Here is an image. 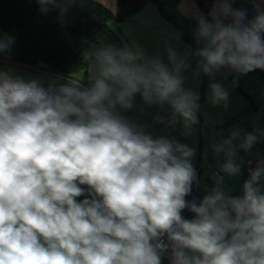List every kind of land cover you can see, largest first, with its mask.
Returning a JSON list of instances; mask_svg holds the SVG:
<instances>
[{
    "label": "clouds",
    "instance_id": "1",
    "mask_svg": "<svg viewBox=\"0 0 264 264\" xmlns=\"http://www.w3.org/2000/svg\"><path fill=\"white\" fill-rule=\"evenodd\" d=\"M74 2L37 0L42 13L58 9L60 18ZM211 15L197 21L194 74L264 70V13L248 20L246 10L217 0ZM13 44L0 36V53ZM167 51L170 66L127 45L95 48L86 88L68 78L45 89L0 71V264H162L165 253L170 264H264V160L249 169L241 196L214 173L208 194L189 201L195 149L154 137L121 112L139 93L145 104L170 106L169 123L181 118L186 134L198 123L199 94L181 75L190 64ZM209 88L211 104L227 103L220 83ZM259 135L245 133L239 148L250 151ZM238 139L233 129L213 145L230 176L241 171Z\"/></svg>",
    "mask_w": 264,
    "mask_h": 264
},
{
    "label": "crops",
    "instance_id": "2",
    "mask_svg": "<svg viewBox=\"0 0 264 264\" xmlns=\"http://www.w3.org/2000/svg\"><path fill=\"white\" fill-rule=\"evenodd\" d=\"M230 2L232 5L234 0ZM251 2L259 13H264V0H251ZM75 3L86 8H94L97 4H101L113 14L117 11V0H75ZM216 9L217 0H213L209 12L211 18V13ZM177 10L181 15L195 21H198L201 16L206 18L195 0H179ZM111 26L120 32L129 47L143 50L147 57L158 56L165 64H169L167 51L169 47L173 48L179 56L186 57V62L190 64V67L181 73L185 81L184 86L197 92L200 97L198 123L193 125L190 133L187 134L181 118L177 117V123L174 125L169 123L172 110L167 104L148 105L141 98L134 103L133 109L121 110L122 114L134 119L140 125H147L146 131L154 137L164 136L175 139L195 149L196 155L192 159V164L196 169L198 181L207 188L198 203L211 190L214 184V173L223 176L225 191L231 196H237L240 191L237 185L243 171L241 154L243 149L239 148L243 135L257 132L260 134L259 138L264 137V116L255 107V105L264 104V70L257 69L248 72L242 79L241 89L233 83V80L240 77V73L236 74L232 80L220 70L214 78L210 79L207 76L202 91L201 86L205 75L202 71L199 76L194 74L199 70L200 59L194 53L197 48L202 47V44L197 41L200 47H194L184 41L180 29L160 13L155 3H146L129 19ZM0 36H8L1 27ZM5 65L31 68L8 59L5 53H0V71H10L13 74V71ZM88 67L72 74L76 80H85L87 87L89 86L86 79ZM50 74L61 77L52 72ZM210 83H220L228 91L226 104L224 102L217 105L211 104ZM158 116L163 122L156 119ZM233 129H239L241 132V139L233 142L237 146L236 162L241 165V171L236 176L221 172L219 165L225 162V158L223 153L218 154L213 148V145L220 140L228 138Z\"/></svg>",
    "mask_w": 264,
    "mask_h": 264
},
{
    "label": "trees",
    "instance_id": "3",
    "mask_svg": "<svg viewBox=\"0 0 264 264\" xmlns=\"http://www.w3.org/2000/svg\"><path fill=\"white\" fill-rule=\"evenodd\" d=\"M178 2L179 0H117L115 14L101 4H97L94 8H86L74 2L63 18H60L58 9L42 13L37 0H0V27L8 36L14 38V44L5 54L8 59L16 63L61 75L62 81L41 84L45 89L56 88L65 84L68 78L74 79L73 73L89 66L90 61L87 57L95 48L109 45L116 48L129 46L120 32L110 24L129 19L146 3H155L160 13L180 29L184 41L194 47H200L194 38L197 21L181 15L177 10ZM195 2L206 19L211 21L209 12L213 0H195ZM231 7L246 10L248 20L259 13L251 0H234ZM224 22L231 23V17L225 18ZM221 70L232 80L238 74L231 69ZM245 75L241 74L238 79L233 80L238 89H241ZM206 79L205 75L202 91ZM82 87H87L85 80ZM141 98L137 93L133 103ZM255 107L264 116V104ZM203 192L200 189H192L188 200L198 203ZM241 195L242 193L237 196ZM182 215L190 219L192 213L185 209ZM168 255V253L164 254L162 264H170Z\"/></svg>",
    "mask_w": 264,
    "mask_h": 264
},
{
    "label": "built area",
    "instance_id": "4",
    "mask_svg": "<svg viewBox=\"0 0 264 264\" xmlns=\"http://www.w3.org/2000/svg\"><path fill=\"white\" fill-rule=\"evenodd\" d=\"M242 154V169H243V176H242V183H244L247 179H249V169L255 168L257 163L261 160H264V137L258 138L257 142L253 146L250 151L243 150ZM192 189L196 190H203L205 191L207 188L202 185L198 179L193 183ZM188 200V196L186 197Z\"/></svg>",
    "mask_w": 264,
    "mask_h": 264
},
{
    "label": "rangeland",
    "instance_id": "5",
    "mask_svg": "<svg viewBox=\"0 0 264 264\" xmlns=\"http://www.w3.org/2000/svg\"><path fill=\"white\" fill-rule=\"evenodd\" d=\"M113 25V24H110ZM43 66V65H42ZM8 69L13 71V74L16 76H21L25 80H31V79H36L40 82L41 84H52L55 82L62 81V77L57 76V75H52L50 72H47L44 69L40 68H26V67H10L9 65H5ZM76 73V72H75ZM261 185H262V191H264V177L261 178ZM242 176L241 180L239 181L237 187L239 188V194L242 193ZM204 193V192H203Z\"/></svg>",
    "mask_w": 264,
    "mask_h": 264
}]
</instances>
